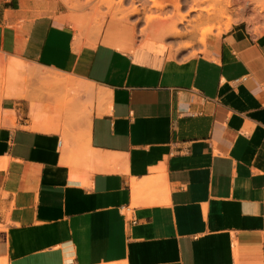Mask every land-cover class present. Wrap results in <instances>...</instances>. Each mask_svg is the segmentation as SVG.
I'll list each match as a JSON object with an SVG mask.
<instances>
[{
    "label": "crops",
    "instance_id": "1",
    "mask_svg": "<svg viewBox=\"0 0 264 264\" xmlns=\"http://www.w3.org/2000/svg\"><path fill=\"white\" fill-rule=\"evenodd\" d=\"M104 1L0 0V67L18 77L0 114V264H264V32L239 22L170 55L150 39L161 22L141 39ZM20 77L100 106L65 127Z\"/></svg>",
    "mask_w": 264,
    "mask_h": 264
},
{
    "label": "rangeland",
    "instance_id": "2",
    "mask_svg": "<svg viewBox=\"0 0 264 264\" xmlns=\"http://www.w3.org/2000/svg\"><path fill=\"white\" fill-rule=\"evenodd\" d=\"M194 1L196 0H175V4L164 5L160 3L163 0H131L129 8H125L124 0H105L103 6L109 10L126 11L128 15L137 16L139 24H145L143 31L139 33L141 39H147L148 33L154 34V25L161 22L163 26H159V31L154 34V38L151 37L150 39H155L166 46L170 55H180L185 52H191L192 55L202 53L206 50L210 37L219 38L239 22H246L255 33L264 32V11L262 13L257 11L254 3L260 0H253L254 2L251 0H229L231 6L227 15L228 19L210 20L202 23V25L197 22L201 12H190L191 7L194 6ZM156 5L162 8H157ZM178 5L180 6L179 9L177 8ZM201 7L206 6L202 5ZM134 10L139 12L134 13ZM203 14L206 13L203 12ZM181 16H185L184 21L178 22ZM204 32L210 33L207 36L206 46L202 43ZM17 78L13 79L6 67H0V114L3 103L12 99L8 98V93L13 88L15 89ZM16 87L25 92L28 101L36 107L39 115L43 114L52 119L62 120L65 127H73L79 124L75 122V114L82 112L88 105H93L92 114L95 103L98 104L97 107L100 106L98 101L84 100L62 107V104L71 100L73 96L68 94V88L62 85L47 84L33 78L20 77ZM70 91L72 92V90ZM44 100L45 105L43 104ZM62 142L67 143L66 140Z\"/></svg>",
    "mask_w": 264,
    "mask_h": 264
},
{
    "label": "bare ground",
    "instance_id": "3",
    "mask_svg": "<svg viewBox=\"0 0 264 264\" xmlns=\"http://www.w3.org/2000/svg\"><path fill=\"white\" fill-rule=\"evenodd\" d=\"M251 2H254V1L251 0ZM254 3L256 5V10L262 13L264 11V0L255 1ZM202 5L206 6V7L203 8V7H201ZM230 6H231V3L229 0H196V1H194V6L191 7V9H190V12H201L198 15L197 22L200 25H202V23L210 21V20L221 21L224 18L228 19L227 15H228V11H229ZM157 8H162V7L157 6ZM177 8L179 9L180 6L178 5ZM133 12L138 13L139 11L134 10ZM203 12L206 14L204 15ZM184 18H185V16H181L178 19V22L184 21ZM161 25H163V24L161 23ZM164 27H165V25H164ZM209 34L210 33L204 32V35H203L204 38L202 39L203 44L206 43V39H207V36ZM21 69L24 70L25 67H22ZM76 89L80 92H83L84 94H87V95L95 94V89L92 88L90 85H87L85 83H79ZM12 96H15V95L8 94V97H12Z\"/></svg>",
    "mask_w": 264,
    "mask_h": 264
}]
</instances>
